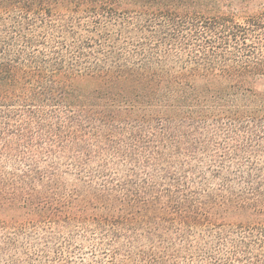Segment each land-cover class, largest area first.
<instances>
[{
	"label": "trees",
	"instance_id": "16d2710c",
	"mask_svg": "<svg viewBox=\"0 0 264 264\" xmlns=\"http://www.w3.org/2000/svg\"><path fill=\"white\" fill-rule=\"evenodd\" d=\"M260 82L264 0H0V264H264Z\"/></svg>",
	"mask_w": 264,
	"mask_h": 264
},
{
	"label": "rangeland",
	"instance_id": "374dc122",
	"mask_svg": "<svg viewBox=\"0 0 264 264\" xmlns=\"http://www.w3.org/2000/svg\"><path fill=\"white\" fill-rule=\"evenodd\" d=\"M82 87L86 89H90L92 87V83L90 81H82ZM260 89H264V82H260L259 84ZM234 221H261L264 222V211H254L252 209H244L238 211L234 217Z\"/></svg>",
	"mask_w": 264,
	"mask_h": 264
}]
</instances>
